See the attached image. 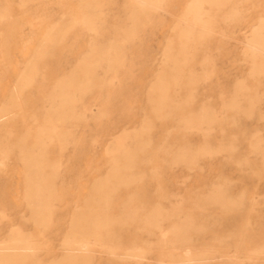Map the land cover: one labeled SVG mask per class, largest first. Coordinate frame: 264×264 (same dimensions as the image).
Segmentation results:
<instances>
[{
  "label": "rangeland",
  "instance_id": "374dc122",
  "mask_svg": "<svg viewBox=\"0 0 264 264\" xmlns=\"http://www.w3.org/2000/svg\"><path fill=\"white\" fill-rule=\"evenodd\" d=\"M192 1L160 0L157 10L134 23L131 37L122 39L119 69L113 72L103 64L96 70L98 76H111L109 85L92 87L77 101L76 111L84 117L71 127L65 147L49 146L57 174L47 223L32 214L26 200L22 156L13 148L0 157V244L19 229L31 245L23 261L10 264H49L73 252L64 238L80 212L132 217L134 221L112 228L114 245H147L133 259H120L97 242L91 251L85 245L77 252H91L90 264H170L183 249L194 256L203 248L207 257L200 264H264V59L244 52L246 37L264 36V0H204V30L186 33L179 21ZM0 8L6 10L0 19V108L11 101L27 66L35 61L36 69L32 84L20 94V114L5 120L0 138L10 132V141L24 134L31 141L54 84L78 69L93 43L122 36V28L130 25V4L99 0L96 31L80 22L89 11L81 0H0ZM65 20L70 28L63 38L45 41L50 29ZM150 90L155 91V113L147 101ZM101 110L105 115L100 116ZM203 112L216 114L208 135L182 129L186 121H201L197 115ZM151 114L147 154L153 162L160 143L196 147L206 138L212 146L232 141L234 151L219 150L192 168L113 169L112 140L138 129ZM255 139L258 149L251 146ZM115 171L134 180L123 179L115 190L100 185ZM215 192L230 203L209 200ZM104 193L111 197L107 203L100 201ZM150 212L164 217L159 228H147L142 221ZM172 221L201 228L191 231L184 246H161L158 241Z\"/></svg>",
  "mask_w": 264,
  "mask_h": 264
},
{
  "label": "bare ground",
  "instance_id": "6f19581e",
  "mask_svg": "<svg viewBox=\"0 0 264 264\" xmlns=\"http://www.w3.org/2000/svg\"><path fill=\"white\" fill-rule=\"evenodd\" d=\"M28 0H20L21 3ZM130 8L128 17L130 25L122 28L123 34L119 39L110 40L105 44L93 43L90 50L80 60L77 70H72L69 74L61 77L50 91L47 97V107L43 114L42 123H38L37 132L33 140L28 141V135L24 134L16 140H9L10 132H7L0 138V157L13 148L22 156V160L26 165L25 177V197L30 205L31 212L34 216L40 219L41 223H47L50 220L48 215L47 205L53 197L54 177L57 174V161L49 160V146L57 145L60 148L65 147L72 135L71 127L83 119V114L76 111L77 101L92 87H102L109 85L111 76L105 78L98 76L96 70L105 64L107 70L116 71L119 69L124 52L121 48L122 39H127L132 35L134 23L138 22L139 17H147L152 12L158 9L160 0H128ZM204 0H193L190 4L188 13L184 16V20H180L179 24L186 33L202 32L204 30L202 20V2ZM82 4L88 7L89 11L80 22L87 29L96 31L98 15L97 6L99 0H81ZM6 16V10L0 8V19ZM199 24L200 26H197ZM70 28L68 21H63L50 29L45 41H59ZM43 47V46H42ZM244 52L252 59H264V36L261 34L246 37ZM44 50H39L36 56L42 55ZM35 61L27 66L22 72L20 79L13 91L11 101L0 108V126L5 120L14 118L19 111L21 103L20 94L22 90L31 85L35 77ZM118 81V80H116ZM165 97V96H164ZM163 97V101L165 98ZM107 101V99H106ZM147 101L151 105L152 112L155 113L156 107H153L156 101L155 91L150 90L147 95ZM106 110H101L100 116L105 115ZM20 114V112H19ZM151 115L147 116L141 126L132 131L125 132L114 138L109 147V155L116 157L111 163V167L115 170L140 167L163 168L170 167L174 164H181L187 168L195 167L198 161L204 157H211L219 150L234 151L235 144L228 141L227 144L212 146L207 139L196 146L192 147L186 143L174 144L160 143L158 151L160 154L155 155L156 161H152L147 154V149L150 145V130L152 127ZM216 114L203 112L197 115L201 121L191 122L186 121L182 129L184 131H199L204 136L209 134L212 128L211 119ZM39 118V117H38ZM42 120V119H41ZM38 121V120H37ZM36 129V128H35ZM34 131V130H33ZM35 132V131H34ZM33 138V137H32ZM253 149H258V139H255L251 144ZM240 163L241 160H236ZM125 179V182L134 180L131 177L122 178L117 174V171L108 178H105L100 185H111L110 190H115L117 185ZM210 197L212 202L222 200L223 204L230 203L228 199L221 198L217 192ZM110 194H102L100 201L107 203L110 200ZM88 212H80L72 223L70 234L64 238L65 247L73 252H68L57 262L49 264H90L91 252L88 254H79L78 249L87 245L91 248L94 243L104 245L106 251L117 254L120 259L140 257L144 254V247L147 245H138L134 243L132 246L114 245L115 236L111 233L112 228L118 224H126L134 221L132 217H91ZM164 219L154 212L148 213L142 220L147 228H159L160 221ZM201 225H194L188 221H172L170 224L169 233L161 236L158 241L161 246H173L175 242L181 243L184 246L188 242L191 231L198 230ZM7 242L0 244V261L10 264L12 261L21 262L26 258L28 249L31 248L28 241V235H25L19 229H13L9 232ZM115 246L119 247L120 252H116ZM91 251V249L89 250ZM187 249L172 256L169 260L170 264H186L191 260L193 263L200 264L207 256L206 250L203 248L201 254L192 255Z\"/></svg>",
  "mask_w": 264,
  "mask_h": 264
}]
</instances>
